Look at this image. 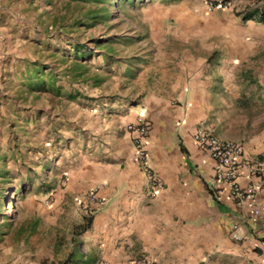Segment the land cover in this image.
Masks as SVG:
<instances>
[{
	"label": "crops",
	"instance_id": "0c3cea01",
	"mask_svg": "<svg viewBox=\"0 0 264 264\" xmlns=\"http://www.w3.org/2000/svg\"><path fill=\"white\" fill-rule=\"evenodd\" d=\"M226 1L227 8L207 11L205 0H198L188 10L186 77L176 75L165 90L141 92L133 104H106L107 124L97 126L96 115L92 132L75 143L83 148L71 144L66 151L78 153L67 177L40 179L44 188L25 198L16 215L20 222L0 216V264H133L138 258L262 264V217H251V207L238 206L226 190H209L213 163L190 138L203 129L240 145L247 166L236 183L257 186L254 201L264 200V181L259 184L254 173L264 168V0ZM52 3L0 0V121L13 103L39 98L42 75L33 57L48 36L38 32L35 17L50 14ZM246 86L254 111L238 108L241 116L230 119L228 95L237 102L236 93ZM137 119L147 126L146 163L161 183L152 198L134 161L136 133L126 130ZM231 123L233 132L226 128ZM4 131L1 124L0 135ZM7 174L0 162V183ZM92 192L97 204L89 201ZM78 226L84 229L75 232Z\"/></svg>",
	"mask_w": 264,
	"mask_h": 264
},
{
	"label": "rangeland",
	"instance_id": "374dc122",
	"mask_svg": "<svg viewBox=\"0 0 264 264\" xmlns=\"http://www.w3.org/2000/svg\"><path fill=\"white\" fill-rule=\"evenodd\" d=\"M197 2L53 0L50 14L35 17L38 32L48 36L33 57L42 75L37 81L40 94L33 103L27 104L26 98L13 103L1 117L5 131L0 135V162L8 173V179L0 183L1 217H12L9 224L20 222L21 216L16 218L19 209L28 194L44 188L43 178L67 177V166H72L70 161L78 153L66 151L71 144L73 149L83 148V143L81 147L75 143L82 133L92 132L96 115H100L97 126L107 124L111 113L106 104L114 102L115 108L133 104L141 92L165 90L176 75L181 80L186 77L190 45L186 14ZM96 10L109 13V18L102 16L92 22L81 17L84 11ZM99 41H107L106 46L98 48ZM82 46L88 49L83 58L74 50ZM27 78L28 74L23 80ZM248 89H239L237 102L228 95L227 110L234 114L230 119L241 116L238 108L246 109L247 114L255 107L248 105ZM67 94L77 95L76 100H67ZM235 123L226 128L233 132ZM30 184L33 188L27 191ZM215 264L238 263L220 259Z\"/></svg>",
	"mask_w": 264,
	"mask_h": 264
},
{
	"label": "built area",
	"instance_id": "2783aa9c",
	"mask_svg": "<svg viewBox=\"0 0 264 264\" xmlns=\"http://www.w3.org/2000/svg\"><path fill=\"white\" fill-rule=\"evenodd\" d=\"M229 3L226 0H205L204 6L207 11L215 8H227ZM128 132H135L136 136L132 139V148L134 161L139 171L144 175L146 180V195L152 198L161 189V183L154 177L151 169L146 163V153L142 139L147 133V126L142 120L137 119L133 125L126 126ZM193 144L202 150L213 163V177L210 182L209 190L213 193H219L226 190L230 199L238 206L247 204L251 207V217H262L264 221V200L254 201V195L257 186L248 184L245 187H239L236 183L238 171L246 168V163L242 159L241 146L229 142L220 141L209 131L197 129L190 135ZM259 184L264 181V168L254 170ZM89 201L97 204L94 192L89 197ZM133 264H157L147 258H138ZM264 264V260L262 261Z\"/></svg>",
	"mask_w": 264,
	"mask_h": 264
},
{
	"label": "trees",
	"instance_id": "16d2710c",
	"mask_svg": "<svg viewBox=\"0 0 264 264\" xmlns=\"http://www.w3.org/2000/svg\"><path fill=\"white\" fill-rule=\"evenodd\" d=\"M82 2L86 3V2H95V3H98V2H102L103 0H81ZM125 1H128V0H125ZM102 16H104L105 18H109V13H107V15H102L101 14V11L100 10H96V11H87V12H82L81 13V17L83 18H89L90 20H92V22H95L97 18H101ZM83 24V23H81ZM84 25H86L84 23ZM107 44V41H99V42H96V46L98 48L100 47H103V46H106ZM74 50L76 53H80V57L83 58L84 57V53L85 52H88V49L85 47V46H82V47H74ZM84 229V227H76L75 229V232L76 231H82Z\"/></svg>",
	"mask_w": 264,
	"mask_h": 264
}]
</instances>
